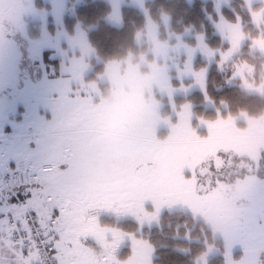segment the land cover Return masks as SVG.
<instances>
[{"label":"rangeland","instance_id":"rangeland-1","mask_svg":"<svg viewBox=\"0 0 264 264\" xmlns=\"http://www.w3.org/2000/svg\"><path fill=\"white\" fill-rule=\"evenodd\" d=\"M83 1L32 0L42 29L41 38L37 37L36 42L38 53L45 57L47 78L44 86L36 87L34 93L20 96L0 121V181L4 182L9 173L17 169L27 172L33 168L37 170L39 166L45 169L50 154H53L51 130L59 124L58 128H66L71 114L86 103L92 115V152L82 169L83 181L90 187L118 185L134 135L155 117L156 138L166 140L171 134V126L179 121L180 106L187 104L191 111L190 127L202 142L196 167L199 175L182 172L183 180L172 187L174 194L163 203L203 221L214 239L220 240V245H208L197 264H208L217 255L223 256V264H264V115L255 118L242 113L239 117H225L219 111L216 118H206L193 110L192 101L178 105L176 95H188L194 90L205 93L208 68H203L206 76L202 87L192 72L184 70L185 64L189 63V44L183 41V37L190 36L191 29L183 34L169 31L171 17L165 13L162 22L168 30V39L162 40L158 25L145 7L146 0H106L112 7L106 20L117 26L122 24L123 5H132L143 11L146 29L137 34L136 42H147L148 46L138 56L130 53L122 59L105 61L104 71L93 74L95 64L103 59L90 44L87 29L77 24L75 32L69 33L64 23L66 14H73L75 6ZM213 1L217 13L212 19L216 33L230 47L212 49L205 42V33H197V46L193 48L190 60L193 72L199 70L192 64L194 54L210 63L217 58L207 56L200 47L201 43L222 53L218 58L222 69L241 52L242 45L250 38L243 31L242 23L239 28V21H230L223 14V8L229 7L232 0ZM257 3L261 6L254 9ZM244 6L250 12L254 28H260L264 24V0H244ZM172 38L178 40L175 49L184 53L182 62L164 59L171 42L175 43ZM251 48L253 53L264 56V38L252 39ZM164 64L169 67L164 69ZM254 71L253 63L240 60L235 63L228 83H238L247 91L264 94V68L260 83H253ZM175 78L182 81L174 83ZM165 81H168L171 93L162 87ZM204 106L214 108L207 95ZM239 121L245 124L239 125ZM96 138H99L97 145ZM3 187L6 188L5 183ZM146 200L156 203L151 196ZM155 211L141 202L140 216ZM92 240L94 238L86 247L99 260L104 249L93 247ZM126 242L121 243L119 251ZM245 247L249 249L247 255ZM225 252L230 254V260L225 257Z\"/></svg>","mask_w":264,"mask_h":264},{"label":"snow or ice","instance_id":"snow-or-ice-1","mask_svg":"<svg viewBox=\"0 0 264 264\" xmlns=\"http://www.w3.org/2000/svg\"><path fill=\"white\" fill-rule=\"evenodd\" d=\"M200 47L209 57L222 54L203 43ZM192 53L187 47L189 63L184 70L204 87L206 73L203 68L193 72ZM162 87L171 93L168 81ZM178 115L166 140L156 138L155 117L134 135L118 185L90 187L83 181L82 169L92 152V115L82 103L67 122L54 161L37 182L4 188L0 181V264H118L121 242L129 237L118 225L104 223L102 216L131 218L139 229L129 240L132 255L127 264H162L164 254H188L177 245L196 243L189 238L195 229L163 201L174 194L172 187L183 180L182 172L199 175L196 167L202 142L190 127V106H180ZM147 196L156 203L146 200ZM142 201L156 211L140 216ZM145 232L149 233L146 238ZM153 233L164 238L158 246ZM91 238L93 247L104 249L99 260L86 247ZM225 257L231 258L228 252Z\"/></svg>","mask_w":264,"mask_h":264},{"label":"trees","instance_id":"trees-1","mask_svg":"<svg viewBox=\"0 0 264 264\" xmlns=\"http://www.w3.org/2000/svg\"><path fill=\"white\" fill-rule=\"evenodd\" d=\"M144 4L149 15L158 25L159 36L162 40L168 39V30L162 22L163 14L167 13L171 17L169 31L181 34L187 29H191L192 34L184 36L188 43L195 45L197 42L196 34L204 32L205 41L211 48L228 49L230 47L216 33L212 21L217 14L213 0H146ZM260 6V3L254 4V9H258ZM111 9L110 3L106 0H84L75 6L73 14H66L64 18L65 27L69 33L75 32L77 24H81L87 29L90 44L96 49L97 55L103 59L102 62L95 64L93 74L103 72L107 60L122 59L130 53L138 56L147 50V42L142 44L136 42L137 34L146 29V15L143 11L132 5H123L121 8L122 24L117 26L106 20ZM234 10L236 12H233ZM223 14L230 21H240L243 24V31L248 33L250 38L242 45L241 52L232 61L224 65L222 69L218 64V58L210 63L198 56L194 61V67L196 69L208 68L205 93L201 90H194L188 95L175 96V101L178 105L186 101H192L194 104L193 110L198 115L206 118H216L219 111L225 117L227 115L239 117L242 113H245L248 117H261L264 115V94L247 91L238 83L230 84L228 79L232 74L235 63L244 60L254 64L255 71L252 79L255 81L251 79L253 83H260L263 80L264 56L258 52L253 53L251 47L252 39L258 36L264 38V24L261 26L263 31L261 27L254 28L250 12L244 6V0H232L229 7L223 8ZM171 41L176 40L172 39ZM174 83H180V81L176 79ZM205 95L213 101L214 108H205ZM238 123L241 125L242 122L239 121ZM242 124H245V122ZM177 213L185 217L186 225H189L191 229H195L194 232H191L189 238L196 243L177 245L185 249L188 254H164L161 257V262L162 264H197L199 256L207 250L208 245L214 243L220 245V240L214 239L212 231L203 221L196 219L186 211L179 210ZM101 219L106 224L118 225L124 232H139L131 218L102 216ZM148 235V232L144 233L145 238ZM152 235L153 242L157 246L164 239L155 233ZM185 235H189V233L185 232ZM130 247V243L126 242V245L119 251L117 257L120 261L129 259L131 255L129 252ZM223 263L224 258L221 255H217L208 261V264Z\"/></svg>","mask_w":264,"mask_h":264},{"label":"flooded vegetation","instance_id":"flooded-vegetation-1","mask_svg":"<svg viewBox=\"0 0 264 264\" xmlns=\"http://www.w3.org/2000/svg\"><path fill=\"white\" fill-rule=\"evenodd\" d=\"M35 8L32 0H0V121L20 96L34 93L47 78L45 57L38 53L36 42L42 29ZM58 126L50 132L49 162L60 150L65 132V127Z\"/></svg>","mask_w":264,"mask_h":264},{"label":"built area","instance_id":"built-area-1","mask_svg":"<svg viewBox=\"0 0 264 264\" xmlns=\"http://www.w3.org/2000/svg\"><path fill=\"white\" fill-rule=\"evenodd\" d=\"M43 168L40 169V171L35 172L32 170L31 172L23 171V170H15L6 177L4 180L6 188L11 187L12 185H21L25 184L26 178L33 182L37 181L38 177L42 175Z\"/></svg>","mask_w":264,"mask_h":264},{"label":"crops","instance_id":"crops-1","mask_svg":"<svg viewBox=\"0 0 264 264\" xmlns=\"http://www.w3.org/2000/svg\"><path fill=\"white\" fill-rule=\"evenodd\" d=\"M224 1V0H223ZM240 25H241V23L239 24V28H240ZM188 30V29H187ZM191 33V32H190ZM229 33V32H228ZM183 34V33H182ZM226 34V36H227V33H225ZM224 37H225V35H223ZM184 38V37H183ZM183 41H184V39H183ZM185 42V41H184ZM177 44H178V40H177V42H175L174 44H171V45H169L170 46V48L168 49V51L164 54V59L165 58H170V59H172V60H175V61H177V60H179V61H181L182 62V60L184 59V53L183 52H181V51H178L177 49H175V47L177 46ZM164 46H166L167 47V43L165 42L164 43ZM196 46L197 45H189V47L190 48H196ZM167 55V56H166ZM193 57L194 58H196L197 57V53L196 54H194L193 55ZM163 58V57H162ZM161 59V58H160ZM195 60V59H194ZM194 60H193V62H192V64L194 63ZM160 61V60H159ZM183 64V63H182ZM164 69H166V67H169V65H167V64H164ZM178 80H180V79H178ZM181 81V80H180ZM124 232V231H123ZM125 233V235L127 236V237H129V239L127 240V242H129V240L132 238V234L133 233H128V232H124ZM136 238H139V237H136ZM126 241V240H125ZM125 241H122L121 243H124ZM130 243V242H129ZM131 245V244H130ZM100 249V248H99ZM131 255H132V253H131ZM131 255H130V257H131ZM129 257V258H130ZM117 261H118V264H127V261L128 260H126V261H120L119 259H118V257H117Z\"/></svg>","mask_w":264,"mask_h":264}]
</instances>
